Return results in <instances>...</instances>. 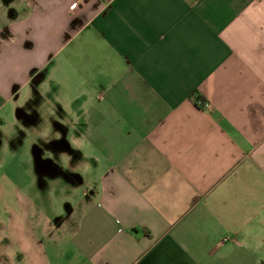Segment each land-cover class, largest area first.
<instances>
[{"label":"crops","instance_id":"crops-1","mask_svg":"<svg viewBox=\"0 0 264 264\" xmlns=\"http://www.w3.org/2000/svg\"><path fill=\"white\" fill-rule=\"evenodd\" d=\"M13 107L0 264H264V0H0Z\"/></svg>","mask_w":264,"mask_h":264},{"label":"rangeland","instance_id":"rangeland-1","mask_svg":"<svg viewBox=\"0 0 264 264\" xmlns=\"http://www.w3.org/2000/svg\"><path fill=\"white\" fill-rule=\"evenodd\" d=\"M13 111H14V107H13ZM25 112H30V108L28 109H24ZM6 117L4 118V122L0 123V132L3 134H9L10 136H12V139L10 141H7L5 144L2 140V138L0 139V149L3 150V148H5V150H13L18 148V147H27L29 149L30 143H31V138H30V131H31V127L29 126V123H17L15 124V120H16V113L15 111L12 113L11 111L6 113L5 115ZM16 126L20 127L22 130V132H18L16 130ZM15 131H16V135H15ZM23 135V136H22ZM19 138V139H18ZM26 150L25 154L23 156L19 157L20 160V165L23 167V172L24 174L26 173L27 175L31 174V169L30 166L26 163V161H30L31 159H33V153L29 154V150ZM3 156V153H0V157ZM18 157V156H17ZM1 159V158H0ZM5 159L9 160L10 158L5 156ZM23 161V162H22ZM8 168V167H7ZM7 168H3V169H7ZM2 170V169H0ZM6 173H10L9 169L5 170ZM25 174V175H26ZM45 174V173H44ZM41 195H43V197H52L55 195V192H47L46 189H41ZM67 200V199H66ZM2 208L0 206V214H2Z\"/></svg>","mask_w":264,"mask_h":264},{"label":"built area","instance_id":"built-area-1","mask_svg":"<svg viewBox=\"0 0 264 264\" xmlns=\"http://www.w3.org/2000/svg\"><path fill=\"white\" fill-rule=\"evenodd\" d=\"M198 104L205 109L209 108V103L206 101H198Z\"/></svg>","mask_w":264,"mask_h":264},{"label":"clouds","instance_id":"clouds-1","mask_svg":"<svg viewBox=\"0 0 264 264\" xmlns=\"http://www.w3.org/2000/svg\"><path fill=\"white\" fill-rule=\"evenodd\" d=\"M45 87H47V86H45Z\"/></svg>","mask_w":264,"mask_h":264}]
</instances>
